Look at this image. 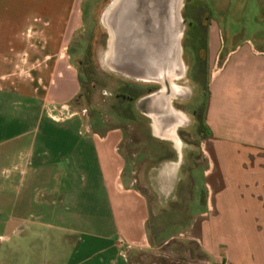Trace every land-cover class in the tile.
<instances>
[{"label": "crops", "instance_id": "0c3cea01", "mask_svg": "<svg viewBox=\"0 0 264 264\" xmlns=\"http://www.w3.org/2000/svg\"><path fill=\"white\" fill-rule=\"evenodd\" d=\"M87 1L0 0V264L36 252L48 259L33 264H131L150 235L173 236L148 229L171 218L161 214L176 199L181 160L151 168L140 190L126 176L120 129L99 134L81 115L57 118L80 90L69 47ZM205 27L215 71L208 138L204 166L182 185L192 196L182 233L198 264H264V52L246 39L224 53L218 26ZM144 104L148 116L168 114Z\"/></svg>", "mask_w": 264, "mask_h": 264}, {"label": "rangeland", "instance_id": "374dc122", "mask_svg": "<svg viewBox=\"0 0 264 264\" xmlns=\"http://www.w3.org/2000/svg\"><path fill=\"white\" fill-rule=\"evenodd\" d=\"M112 3L115 5L116 0H88L82 7L81 26L69 47L70 61L78 73L80 90L68 109L58 114L57 118L81 115L99 134L120 129V152L126 158V176L140 190H145L151 168L168 160H181L176 199L170 205L166 204L168 211L161 214L165 219L168 216L171 218L162 220L158 228L153 227L152 230L149 226L148 229L153 234L168 231L173 236L150 235V248L132 252L129 261L131 264H198V252L190 238L182 233L187 222L182 219L187 216L183 211L192 197L191 188H183L182 185L191 184L194 167L204 166L200 148L208 138V131L203 116L208 84L215 72H210L208 67L206 48L202 44L204 31L198 22L218 26L224 53L231 48H241L246 39L253 43L256 50L264 52V0H183L180 11L183 74L181 78L167 80L163 85L149 77L152 69L144 65L140 54L122 57L126 36L121 38L123 42L118 43L117 56L116 51L111 54L108 49L110 28L108 26L109 31L106 29L104 19L110 22L106 12ZM124 34L123 31L122 36ZM105 58L108 59L107 65ZM170 84L178 88L172 94L170 108L184 118L183 125L176 130L181 145L179 150L171 142L153 136L151 120L144 113V103L154 102L164 88L169 94ZM136 91L141 92V96L134 99ZM157 116L161 121L165 119L163 130L168 128L169 122L174 123L176 117L169 114L163 117L159 113ZM201 182L200 179L197 181L198 184ZM196 191L199 193V187ZM47 239L49 235L44 234L40 242L42 249ZM75 244L76 237L71 245L74 247ZM22 257L21 260L19 258L21 264H33L39 257L41 260L38 262L42 263L48 259V253L38 255L36 252L35 260L27 253H23Z\"/></svg>", "mask_w": 264, "mask_h": 264}, {"label": "water", "instance_id": "95a60500", "mask_svg": "<svg viewBox=\"0 0 264 264\" xmlns=\"http://www.w3.org/2000/svg\"><path fill=\"white\" fill-rule=\"evenodd\" d=\"M173 9L174 0H118L108 14L111 54L116 51L117 56L118 43L126 36L119 53L122 57L140 54L144 65L152 69L149 77L158 80L177 63Z\"/></svg>", "mask_w": 264, "mask_h": 264}, {"label": "bare ground", "instance_id": "6f19581e", "mask_svg": "<svg viewBox=\"0 0 264 264\" xmlns=\"http://www.w3.org/2000/svg\"><path fill=\"white\" fill-rule=\"evenodd\" d=\"M118 0H116L117 3ZM114 3H112V6L110 7L109 10H107L106 12V18L107 15L109 14V11L112 9ZM183 5V0H174V9H173V16H174V28H175V48H176V58H177V63L174 67V65L171 67V70L168 72H164L162 73V75L159 77L158 79V83L160 84H166V81L168 80L173 81L175 79H179L182 77L183 74V66H182V61H181V50H180V40L182 38V26H181V18H180V11ZM104 24L106 29L109 31L108 28V22H106V20L104 19ZM110 34V38L112 36L111 31H109ZM109 50L112 46V41L111 39L109 40ZM108 56V55H107ZM108 59L105 58V63L106 65L108 64ZM174 67V68H173ZM170 90L171 92L168 94L167 91L162 90L159 98L155 99V102H157V104H159V106L161 105V109L165 110V112H167L169 115H173L176 116L174 123L170 124L168 126V128H166L165 130L161 129L160 126V120H159V116H157L156 114H150L149 117L151 118V127H152V132L153 135L156 138H159L161 140L164 141H169L173 144V146L175 147V149L179 150L180 149V142L176 136V128L178 126H180L182 123H184V118L181 116V114L178 113H174L173 110L170 108V102L172 99V94H174L178 88L174 85V84H170ZM172 170V169H171Z\"/></svg>", "mask_w": 264, "mask_h": 264}, {"label": "trees", "instance_id": "16d2710c", "mask_svg": "<svg viewBox=\"0 0 264 264\" xmlns=\"http://www.w3.org/2000/svg\"><path fill=\"white\" fill-rule=\"evenodd\" d=\"M198 22V21H197ZM198 24H201V23H199L198 22ZM201 26V28L203 29V31H204V36L202 37V39H203V46L206 48V27L205 26H203V25H200ZM134 99H137V98H139L140 96H141V92H139V91H136L135 93H134ZM204 123V122H203Z\"/></svg>", "mask_w": 264, "mask_h": 264}, {"label": "flooded vegetation", "instance_id": "af4514ba", "mask_svg": "<svg viewBox=\"0 0 264 264\" xmlns=\"http://www.w3.org/2000/svg\"><path fill=\"white\" fill-rule=\"evenodd\" d=\"M264 4V3H263ZM206 21V20H205ZM201 25H203V26H206L207 24H205V22L203 21H201Z\"/></svg>", "mask_w": 264, "mask_h": 264}, {"label": "built area", "instance_id": "2783aa9c", "mask_svg": "<svg viewBox=\"0 0 264 264\" xmlns=\"http://www.w3.org/2000/svg\"><path fill=\"white\" fill-rule=\"evenodd\" d=\"M119 244H120V245H123V241L119 240Z\"/></svg>", "mask_w": 264, "mask_h": 264}]
</instances>
